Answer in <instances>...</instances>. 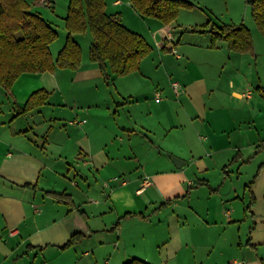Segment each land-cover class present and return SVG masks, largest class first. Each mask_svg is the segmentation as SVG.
<instances>
[{
  "label": "crops",
  "instance_id": "crops-1",
  "mask_svg": "<svg viewBox=\"0 0 264 264\" xmlns=\"http://www.w3.org/2000/svg\"><path fill=\"white\" fill-rule=\"evenodd\" d=\"M184 1L193 6L153 30L138 70L108 66L104 80L87 30L71 34L75 68L0 86V264H264V36L241 22L252 48L230 50L200 29L230 23L210 16L185 22L204 40L176 36L182 10L214 13L213 2ZM39 3L29 10L56 30L55 61L66 13L58 41ZM121 4L106 0L105 11Z\"/></svg>",
  "mask_w": 264,
  "mask_h": 264
},
{
  "label": "trees",
  "instance_id": "trees-1",
  "mask_svg": "<svg viewBox=\"0 0 264 264\" xmlns=\"http://www.w3.org/2000/svg\"><path fill=\"white\" fill-rule=\"evenodd\" d=\"M142 16L152 17L162 24L175 20L180 8L193 5L184 0H129ZM255 26L264 36V0H246ZM67 36L53 61L49 44L57 37L54 30L38 13L29 10L28 0H0V86L9 89L24 72L52 71L55 68H75L80 62L79 44L73 33L89 31L92 41L89 58L96 62L104 80L112 74L122 75L139 69L141 59L151 46L144 36L127 28L119 13L105 11L104 0H68L64 18ZM210 33L211 40H223L230 50H251V34L242 23H224L220 26L209 20L200 27ZM34 96L29 104L34 105ZM55 196V194H54ZM59 198L62 195L56 194ZM69 240L65 246L69 245ZM124 264H148L133 258Z\"/></svg>",
  "mask_w": 264,
  "mask_h": 264
},
{
  "label": "rangeland",
  "instance_id": "rangeland-1",
  "mask_svg": "<svg viewBox=\"0 0 264 264\" xmlns=\"http://www.w3.org/2000/svg\"><path fill=\"white\" fill-rule=\"evenodd\" d=\"M104 1L106 2V0ZM121 1H122V4L117 8L119 12H121L119 14L120 18H121V15L123 14L124 21L128 25H130L133 28V30H136L142 33L147 43L151 45L154 42L153 35H152L154 32L153 30L159 27L160 25H162V23L155 18L142 16L137 11L136 12L138 14H135L133 9L125 4L126 0H121ZM207 1L213 2L212 6H214V9H213L214 13H211L212 11L210 12V9H206L204 7V4H206ZM228 1H229V6H230L229 10L226 9L224 0H196L195 1L196 4L202 9L205 8L206 12L204 11L201 12V10L198 9L196 10L195 14H188L187 11L182 10V14L180 15L179 21H178L179 23L182 22L180 24V30L174 29L173 33H175L177 36L178 32H180L181 30L184 32V29L187 28L188 26L186 25L188 23H185V22L203 23L209 18V16L214 20L217 19L221 22L226 21V22H230L231 24H234V22H237L235 24H239L241 22H244L246 24V23L251 22L253 26V21H252V17L250 13V6L247 4L246 0H228ZM53 2H54L53 9L47 8L43 4L39 3V9L38 7H36V10L39 11L45 17L47 18L52 17L53 19L55 18L56 21H58L57 25L55 24L54 28H56L58 31V36H59L58 41H59L60 38L63 39V36H64V33H63L64 28L62 24L59 22L60 21L59 16L65 15L66 10H67L68 0H53ZM193 8H195V6ZM258 33H259L258 34L259 37L262 39V36L259 31ZM189 34H190L189 32H184V37H186ZM189 37H193L195 39H202L203 37H209V36L208 34H203L202 37L199 35H192ZM82 42L84 43V38H82Z\"/></svg>",
  "mask_w": 264,
  "mask_h": 264
},
{
  "label": "built area",
  "instance_id": "built-area-1",
  "mask_svg": "<svg viewBox=\"0 0 264 264\" xmlns=\"http://www.w3.org/2000/svg\"><path fill=\"white\" fill-rule=\"evenodd\" d=\"M40 3L46 6L47 8H53V0H40ZM171 88L174 90V92L177 94L179 90V84L175 81L171 82ZM160 95L158 93L155 94V99H159ZM144 185L148 184V179H145L143 182ZM234 264H243L241 261H236Z\"/></svg>",
  "mask_w": 264,
  "mask_h": 264
},
{
  "label": "water",
  "instance_id": "water-1",
  "mask_svg": "<svg viewBox=\"0 0 264 264\" xmlns=\"http://www.w3.org/2000/svg\"><path fill=\"white\" fill-rule=\"evenodd\" d=\"M172 161L174 162L175 165H180V160L175 158V157H172Z\"/></svg>",
  "mask_w": 264,
  "mask_h": 264
}]
</instances>
